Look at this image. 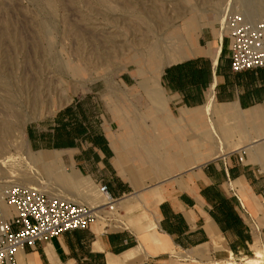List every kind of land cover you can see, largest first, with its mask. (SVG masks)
Instances as JSON below:
<instances>
[{
	"label": "crops",
	"instance_id": "0c3cea01",
	"mask_svg": "<svg viewBox=\"0 0 264 264\" xmlns=\"http://www.w3.org/2000/svg\"><path fill=\"white\" fill-rule=\"evenodd\" d=\"M183 38L185 55L158 72L136 63L123 89L107 78L90 104L70 97L28 125L31 149L58 153L91 187L86 201L62 197L98 211L88 228L18 251L17 264H214L264 248V67L232 71L213 18Z\"/></svg>",
	"mask_w": 264,
	"mask_h": 264
},
{
	"label": "rangeland",
	"instance_id": "374dc122",
	"mask_svg": "<svg viewBox=\"0 0 264 264\" xmlns=\"http://www.w3.org/2000/svg\"><path fill=\"white\" fill-rule=\"evenodd\" d=\"M254 1L259 14L247 17L250 20L264 15V0ZM248 3L0 0V181L86 201L78 193L90 192L87 181L61 165L58 153L31 149L28 125L44 123L70 97L90 104L86 94L92 88L102 91L107 78L121 90L119 78L136 63L150 70L154 62L162 66L169 62L163 60L167 53L182 58L184 54L178 52L186 45V25L199 18L211 21L227 13H243ZM152 48L157 56L150 55ZM257 244L259 253L214 264H264V248Z\"/></svg>",
	"mask_w": 264,
	"mask_h": 264
},
{
	"label": "built area",
	"instance_id": "2783aa9c",
	"mask_svg": "<svg viewBox=\"0 0 264 264\" xmlns=\"http://www.w3.org/2000/svg\"><path fill=\"white\" fill-rule=\"evenodd\" d=\"M230 37V68L234 72L264 67V15L248 19L242 12L227 13L220 21ZM99 191L104 204L114 208L116 199L105 185ZM264 209V189L260 195ZM97 207L58 196H48L28 185L0 181V264H17L16 254L37 242L86 229L97 217Z\"/></svg>",
	"mask_w": 264,
	"mask_h": 264
},
{
	"label": "bare ground",
	"instance_id": "6f19581e",
	"mask_svg": "<svg viewBox=\"0 0 264 264\" xmlns=\"http://www.w3.org/2000/svg\"><path fill=\"white\" fill-rule=\"evenodd\" d=\"M258 10H259V7H258L257 2H256V1L253 2V0H249L248 7H247V9L243 10V14H244L246 17L252 19V18H255V16H257V15L259 14ZM262 13H264V11H263ZM224 17H225V16H224ZM224 17H223V16H221V17L219 16L218 21H219V22H220V21H223ZM173 38H174V37H173ZM156 46H157V45H156ZM178 48H179V47H178ZM181 49H184V47H182ZM172 50H173V49H172ZM150 51H151V52H149L150 55L152 54V55L157 56V49L152 48V50H150ZM169 51H170V50H169ZM177 54H178V53H177ZM180 54H181V53H180ZM175 55H176V53H171V54L167 53V55H165V57H167V59H163V60L171 61V60L175 59ZM184 55H185V53H184ZM181 56H182V55H181ZM179 57H180V56H179ZM168 58H169V59H168ZM163 60H162V61H163ZM161 66H162V64H161V65H157L156 62H154L153 65H152V68H153L155 71L158 72V71L160 70ZM48 196H49V195H48ZM61 198H62V197H61Z\"/></svg>",
	"mask_w": 264,
	"mask_h": 264
}]
</instances>
